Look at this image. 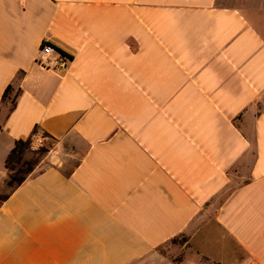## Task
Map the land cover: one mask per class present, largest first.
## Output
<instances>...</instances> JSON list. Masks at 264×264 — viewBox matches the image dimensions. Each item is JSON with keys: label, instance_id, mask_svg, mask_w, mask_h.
Segmentation results:
<instances>
[{"label": "crops", "instance_id": "1", "mask_svg": "<svg viewBox=\"0 0 264 264\" xmlns=\"http://www.w3.org/2000/svg\"><path fill=\"white\" fill-rule=\"evenodd\" d=\"M246 4L0 0V264H264V0ZM43 41L65 70L35 62Z\"/></svg>", "mask_w": 264, "mask_h": 264}, {"label": "built area", "instance_id": "2", "mask_svg": "<svg viewBox=\"0 0 264 264\" xmlns=\"http://www.w3.org/2000/svg\"><path fill=\"white\" fill-rule=\"evenodd\" d=\"M35 62L45 69L63 71L71 62V56L61 49L53 46L47 41H43L38 49ZM44 145V137L36 131L29 137L28 146L32 150H38Z\"/></svg>", "mask_w": 264, "mask_h": 264}, {"label": "rangeland", "instance_id": "3", "mask_svg": "<svg viewBox=\"0 0 264 264\" xmlns=\"http://www.w3.org/2000/svg\"><path fill=\"white\" fill-rule=\"evenodd\" d=\"M227 1L228 3H232V4H235V5H238V6H243L245 7L247 4H246V0H225ZM13 93L12 91L9 93V96H11ZM6 103H7V106L9 107V101L6 100ZM6 110V106L5 107H2L1 110H0V116L2 114H4ZM48 145H50V143H47ZM41 148V147H40ZM39 148V149H40ZM185 241V238L183 236H179L175 239H173L172 241H170L169 243H167L165 246L163 247H166V248H169V247H179L180 244H182L183 242ZM162 249V248H161Z\"/></svg>", "mask_w": 264, "mask_h": 264}, {"label": "trees", "instance_id": "4", "mask_svg": "<svg viewBox=\"0 0 264 264\" xmlns=\"http://www.w3.org/2000/svg\"><path fill=\"white\" fill-rule=\"evenodd\" d=\"M11 90H12V86H11V85H7V86L5 87V89H4V91H3V94H2V100H3V101L8 100V101L11 103V105L13 106V104H14V102H15V99H16V97H17V95H18V90L15 91V92L12 94V96H9V93L11 92ZM12 106H11V108H12Z\"/></svg>", "mask_w": 264, "mask_h": 264}]
</instances>
